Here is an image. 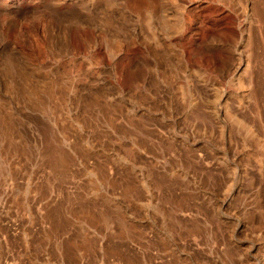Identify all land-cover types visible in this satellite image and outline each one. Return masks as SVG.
Instances as JSON below:
<instances>
[{
	"label": "rangeland",
	"instance_id": "obj_1",
	"mask_svg": "<svg viewBox=\"0 0 264 264\" xmlns=\"http://www.w3.org/2000/svg\"><path fill=\"white\" fill-rule=\"evenodd\" d=\"M184 1L0 0V264H264V0Z\"/></svg>",
	"mask_w": 264,
	"mask_h": 264
},
{
	"label": "bare ground",
	"instance_id": "obj_2",
	"mask_svg": "<svg viewBox=\"0 0 264 264\" xmlns=\"http://www.w3.org/2000/svg\"><path fill=\"white\" fill-rule=\"evenodd\" d=\"M163 1H164V0H163ZM171 1H173V3H176V4L178 5V9L180 8V10H177L178 12L175 13L176 15L173 13L172 16H173V15H175V16L178 15L176 18H179V20H182V10H183V8L181 9V6H183V7L185 6L184 3H183V2H185V1H184V0H171ZM240 1H243V0H240ZM162 3H163V2H162ZM226 3H227V2H226ZM176 4H175V5H176ZM257 6H258V4H257ZM174 7H175V6H174ZM171 9H172V6H171ZM174 9H175V8H174ZM257 10H258V9H257ZM257 10H256V11H257ZM164 11H165V10H164ZM175 12H176V11H175ZM166 13H167V12H166ZM183 14H184V13H183ZM167 15H168V14H165V13H164V17H166ZM256 15H257V14H256ZM78 16H79V15H78ZM172 16H171V17H172ZM250 17H251V16H250ZM87 19H88V18H86V21H87ZM76 20L78 21V19H76ZM86 21H85V22H86ZM79 22L82 23V22H84V21H83V19H81V20L79 19ZM166 22H167V21H166ZM168 23H169V21H168ZM140 25H141V24H140ZM177 25H178V24H177ZM180 26H182L181 23L179 24V28H178L177 26H176L177 28L175 27L176 29H179V30L176 31V32H179V31H180ZM154 33H155V32H154ZM160 33H161V32H160ZM151 34H152V33H151ZM151 34H150V35H151ZM179 34H180V33H179ZM162 35H163V34H162ZM168 35H169V34H168ZM175 35H176V34H175ZM151 36H152V35H151ZM171 36H172V35H171ZM168 38H169V37H168ZM150 39H151V38H150ZM169 39H170V38H169ZM159 41H160V39H159ZM156 43H157V40H156ZM156 43H155V44H156ZM169 45H170V44H169ZM164 46H165V45H164ZM164 49H165V48H164ZM225 70H226V69H225ZM3 119H5V118H3ZM8 119H9V118H8ZM237 120H238V119H237ZM6 121H7V120H6ZM238 121H239V120H238ZM3 122H4V121H3ZM7 122H8V121H7ZM244 123H245V122H244ZM2 124H3V123H2ZM240 124H242V123H240ZM246 126H247V125H246ZM7 127H9V126H7ZM3 128H4V126H3ZM8 131H9V130H8ZM48 143H49V142H48ZM51 145H52V144H51Z\"/></svg>",
	"mask_w": 264,
	"mask_h": 264
}]
</instances>
